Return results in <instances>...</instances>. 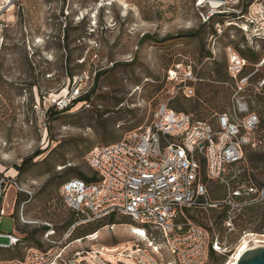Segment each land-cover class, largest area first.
<instances>
[{
	"label": "rangeland",
	"instance_id": "374dc122",
	"mask_svg": "<svg viewBox=\"0 0 264 264\" xmlns=\"http://www.w3.org/2000/svg\"><path fill=\"white\" fill-rule=\"evenodd\" d=\"M144 35L151 39L140 42ZM168 36L173 38L161 41ZM232 52L245 60L248 83L242 93L260 118L264 138V86L258 84L264 79V0H225L217 8L210 0H0V232L20 238L13 248H0V260L30 247L45 249L40 231L45 223L59 239L76 220L59 188L66 178L92 173L86 162L92 146L147 125L161 104L194 121L230 114L237 103L235 81L225 71ZM189 71L193 80L184 81ZM96 74L89 103L78 102L48 120V108L61 110L90 88ZM80 77L75 93L71 86ZM185 85L192 96L184 94ZM42 150L29 169L17 173L15 165ZM261 152L248 151L244 161L257 187L264 182V163L254 154ZM207 189L209 203L223 197L215 182ZM258 204L257 212L242 213L231 227L220 206L189 208L179 214L175 224L181 229L172 235L190 225L205 229L227 254L205 264H226L247 234V240L257 235L264 245V200ZM114 222L121 224L113 230L102 226L106 218L76 227L69 239L102 228L95 241L71 243L66 256L95 245L118 249L85 254L83 264H173L158 236L133 234L127 218ZM8 242L0 236V245Z\"/></svg>",
	"mask_w": 264,
	"mask_h": 264
},
{
	"label": "built area",
	"instance_id": "2783aa9c",
	"mask_svg": "<svg viewBox=\"0 0 264 264\" xmlns=\"http://www.w3.org/2000/svg\"><path fill=\"white\" fill-rule=\"evenodd\" d=\"M244 65V59L230 54L228 74L235 81L237 101L230 114L194 121L191 115L161 104L153 110L147 125L128 131L115 142L92 146L86 162L99 179L88 183L71 178L59 188L62 201L76 220L59 239L53 238V226L45 223L49 227L42 235L45 249L30 247L19 257L0 260V264H83L85 254L97 255L103 248H79L71 257L65 251L73 242L95 241L100 229L69 239L72 232L80 225L110 216L129 218L135 226L132 233L139 237L158 236L174 256L173 264H205L210 250L225 254V246L210 239L199 226L190 225L182 234L172 233L174 228L181 229L175 221L183 208L220 206L226 213L223 222L231 227L246 208L264 199V187H257L245 174V152L264 150V138L259 131L260 118L249 109L242 93L248 83V76L242 75ZM169 73L170 77L176 75L175 71ZM190 80L191 71L184 78ZM81 82V77L75 80V93ZM258 84L263 87L264 79ZM183 91L186 96L194 94L189 85ZM209 181L223 190V197L215 203L207 200ZM3 213L0 208V216ZM115 226L103 225L108 230ZM0 236L9 241L0 248L14 247L20 241L13 233L0 232Z\"/></svg>",
	"mask_w": 264,
	"mask_h": 264
},
{
	"label": "trees",
	"instance_id": "16d2710c",
	"mask_svg": "<svg viewBox=\"0 0 264 264\" xmlns=\"http://www.w3.org/2000/svg\"><path fill=\"white\" fill-rule=\"evenodd\" d=\"M189 36H194L195 34H188ZM151 39V36H149V35H144V37L140 40V42H143V41H145L146 39ZM173 37L172 36H168V37H165L163 40H161V41H165V40H168V39H172ZM243 58V57H242ZM244 59V58H243ZM227 69H228V66H227V68H225V71H227ZM99 76H100V74H96L95 76H94V78L92 79V83L90 84V88L85 92V93H83V94H81V95H79V96H77V97H74V98H72L70 101H69V103L68 104H66L61 110H57V108L56 107H54V106H51L50 108H48L47 109V111H46V114H47V118H48V120H52V119H54L59 113H61V112H65V111H68L69 109H70V107L71 106H73L74 104H76V103H78V102H87V103H89L90 102V100H91V98H92V96H93V94H94V91H95V84L98 82V79H99ZM68 77H69V79H70V81H71V77H72V75L70 74V75H68ZM74 87H77L74 83L72 84V86H71V90H73L74 89ZM249 95H251V94H249V92H248V96ZM260 125H261V121H260ZM250 152V151H262L261 153H255L254 154V156H256V161L257 162H262V163H264V150H262V149H258V150H247L246 152H245V158H246V154H247V152ZM43 153V150L42 151H37V152H35L34 154H33V156H31V157H29V158H27V159H24V160H22V162L19 164V165H15L14 166V168H15V170L17 171V173L18 174H20V173H22V172H24V171H26L27 169H29L35 162H33V159L35 158V157H37V156H39V155H41ZM246 176L247 177H249L253 182H254V179H253V176H252V174H251V172L249 171V169L246 167ZM71 178H80V179H82V180H84V181H86V182H95V181H97L99 178H98V176H97V173L96 172H93L92 171V173L90 174V175H86V174H82V173H80L79 174V176L78 177H69V178H66L65 180H68V179H71ZM65 180H63L62 182H64ZM259 187H264V182H261L260 184H259ZM264 200V199H263ZM18 203H19V201H18ZM261 204V203H260ZM259 204L258 205H252V206H250V207H248V208H246V210L243 212V214H245V212H253L254 210H256V212L259 210ZM188 209L189 208H183L182 209V213L183 212H186V213H188ZM181 213V214H182ZM225 216H226V213H225V211L223 210V220H224V218H225ZM126 219L127 217H125V216H110L109 218H106V220L108 221V223H106V224H112V223H114V224H121V222H114L115 220L117 221L118 219ZM127 219H129V218H127ZM130 220V219H129ZM111 221V222H110ZM71 222H69V224H70ZM132 223V222H131ZM105 225V224H104ZM103 226V225H102ZM261 228H263L264 227V219H263V222H262V224H261V226H260ZM99 228H101V227H99ZM99 228H97L96 230H98ZM48 229V226H46V225H43V226H41V228H40V231H42V232H44V231H46ZM95 230V231H96ZM94 232V231H93ZM92 232V233H93ZM11 248H13V247H11ZM219 253H216L215 251H213V250H210V253H209V258L210 259H218V255ZM220 255H223V256H227V254L225 253V254H220Z\"/></svg>",
	"mask_w": 264,
	"mask_h": 264
},
{
	"label": "bare ground",
	"instance_id": "6f19581e",
	"mask_svg": "<svg viewBox=\"0 0 264 264\" xmlns=\"http://www.w3.org/2000/svg\"><path fill=\"white\" fill-rule=\"evenodd\" d=\"M222 4H224V1H217V0H210V6L213 8H217L220 7ZM135 229V228H134ZM248 235V234H247ZM246 235V236H247ZM246 236L243 237L240 242L237 245V248L235 250V252L233 253L232 258H230V260L226 263V264H234L239 258L240 256L243 254V252L245 250L254 248V247H258V246H264L262 245L260 242H262L260 239L257 238V235H255L251 240H247ZM248 241H252V244H249ZM251 246V247H250ZM118 248H108V247H103L102 251L100 254H102L103 252L105 253H112L117 251ZM107 255V254H106ZM109 255H107L108 257ZM110 257V256H109ZM165 264V263H164Z\"/></svg>",
	"mask_w": 264,
	"mask_h": 264
},
{
	"label": "water",
	"instance_id": "95a60500",
	"mask_svg": "<svg viewBox=\"0 0 264 264\" xmlns=\"http://www.w3.org/2000/svg\"><path fill=\"white\" fill-rule=\"evenodd\" d=\"M225 1V0H217ZM234 264H264V246L245 250Z\"/></svg>",
	"mask_w": 264,
	"mask_h": 264
}]
</instances>
